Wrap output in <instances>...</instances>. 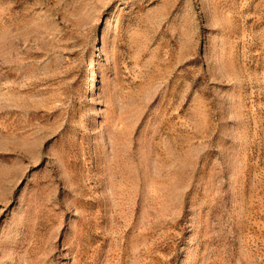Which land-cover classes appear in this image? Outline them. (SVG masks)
I'll list each match as a JSON object with an SVG mask.
<instances>
[{
    "label": "rangeland",
    "instance_id": "374dc122",
    "mask_svg": "<svg viewBox=\"0 0 264 264\" xmlns=\"http://www.w3.org/2000/svg\"><path fill=\"white\" fill-rule=\"evenodd\" d=\"M0 264H264V0H0Z\"/></svg>",
    "mask_w": 264,
    "mask_h": 264
},
{
    "label": "bare ground",
    "instance_id": "6f19581e",
    "mask_svg": "<svg viewBox=\"0 0 264 264\" xmlns=\"http://www.w3.org/2000/svg\"><path fill=\"white\" fill-rule=\"evenodd\" d=\"M88 67V66H87ZM94 76V75H93ZM94 83H95V80L93 81L92 85L88 88V91H92L93 88H94Z\"/></svg>",
    "mask_w": 264,
    "mask_h": 264
}]
</instances>
